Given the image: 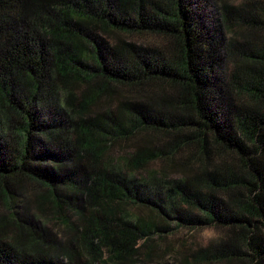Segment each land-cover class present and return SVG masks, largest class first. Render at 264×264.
Here are the masks:
<instances>
[{
	"label": "trees",
	"instance_id": "1",
	"mask_svg": "<svg viewBox=\"0 0 264 264\" xmlns=\"http://www.w3.org/2000/svg\"><path fill=\"white\" fill-rule=\"evenodd\" d=\"M233 1L209 26L192 0H0V264H188L140 252L173 225L225 230L195 262L264 264L263 0Z\"/></svg>",
	"mask_w": 264,
	"mask_h": 264
},
{
	"label": "rangeland",
	"instance_id": "2",
	"mask_svg": "<svg viewBox=\"0 0 264 264\" xmlns=\"http://www.w3.org/2000/svg\"><path fill=\"white\" fill-rule=\"evenodd\" d=\"M243 0H234L233 5H239ZM192 3L195 4V9L201 13V17L203 18V21L208 24L209 26L217 24V19L219 17V3L218 0H192ZM261 10L263 12H260V16L262 17V20H264V0L260 5ZM225 37L230 38V33L228 32V29L225 31ZM258 38L251 40L250 38L248 42V46H244V52L247 53L251 49L254 48H263L264 47V31H260L258 33ZM137 39V42L139 41L140 44H158L160 42L159 36L153 35V34H146L143 36L135 37ZM126 96V97H125ZM124 98H129L128 95H124ZM114 100L113 103H111V106H116L119 100H122L121 98H118L117 96H114L112 98ZM104 102H101V105ZM143 143V142H142ZM146 146H151V142H146ZM131 144L128 143L125 146H123L126 150H130ZM142 146V145H140ZM119 146H117L116 150H119ZM134 150V149H131ZM172 164L170 162L168 163H157L150 165V168H148V171H156L158 173L165 172L170 178H174L177 176H182L184 174V169L181 167H174L172 168ZM186 172V171H185ZM26 187L36 189L37 192H40L41 189L37 184H35L32 181H26ZM0 182V186H1ZM16 198V197H15ZM14 203L16 204V201H11L5 198V196L1 193L0 190V218L3 216L9 217L12 212L14 211ZM132 213L139 215L140 217L144 218H152L154 214H152L148 209L143 207H129V209ZM23 211V210H22ZM11 221L10 218L8 220ZM8 222H4V225H7ZM51 223L50 225H59V221H49ZM53 230H56V226L53 227ZM225 230L218 228L216 226H207V227H201V228H189V227H179L176 225H173L172 229L169 231H157L156 235L152 237L148 243L146 242L144 244L143 241L140 242V252L143 256V259H145L147 256L151 257V260L153 262H156L158 260H175L178 262H183L187 260L188 264H238L239 261L234 262H228V261H222V262H215V263H198L195 262L192 259L193 253L199 251L200 249H206L208 247V244L210 241L215 240L222 236L224 234ZM242 252H245V248L242 250ZM250 258L247 260H243L241 263L244 264H250ZM240 264V263H239Z\"/></svg>",
	"mask_w": 264,
	"mask_h": 264
}]
</instances>
